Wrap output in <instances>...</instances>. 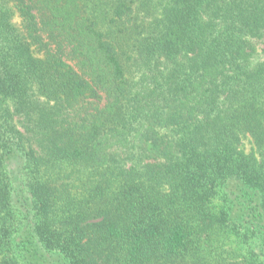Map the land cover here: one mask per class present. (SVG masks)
Returning a JSON list of instances; mask_svg holds the SVG:
<instances>
[{"label": "trees", "instance_id": "trees-1", "mask_svg": "<svg viewBox=\"0 0 264 264\" xmlns=\"http://www.w3.org/2000/svg\"><path fill=\"white\" fill-rule=\"evenodd\" d=\"M0 264H264V0H0Z\"/></svg>", "mask_w": 264, "mask_h": 264}]
</instances>
